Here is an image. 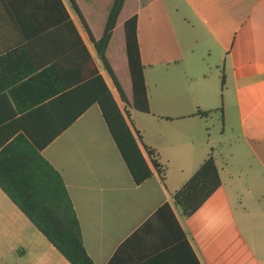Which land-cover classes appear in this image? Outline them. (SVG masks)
I'll return each mask as SVG.
<instances>
[{"label": "crops", "instance_id": "crops-1", "mask_svg": "<svg viewBox=\"0 0 264 264\" xmlns=\"http://www.w3.org/2000/svg\"><path fill=\"white\" fill-rule=\"evenodd\" d=\"M61 3L72 27L49 0H0V151L22 138L59 173L93 264H264V0H124L104 55L131 102L135 16L149 113L128 108L127 125L164 168L139 145L138 184L95 94L97 72L118 102L91 41L112 0ZM209 156L185 216L174 195ZM0 264H69L1 190Z\"/></svg>", "mask_w": 264, "mask_h": 264}, {"label": "trees", "instance_id": "trees-1", "mask_svg": "<svg viewBox=\"0 0 264 264\" xmlns=\"http://www.w3.org/2000/svg\"><path fill=\"white\" fill-rule=\"evenodd\" d=\"M65 1L69 8L79 16L74 0ZM123 2L124 0H112L101 38L98 40L91 38L121 106L97 72L95 94L111 137L133 181L138 184L150 175L141 157L139 145L145 150L152 166L161 178H163L164 168L158 165L155 158L156 152L142 143L139 132L135 130L131 132L127 125V121L132 125L128 108L141 113H149L143 65L140 62L136 39L135 16L127 19L123 24L125 54L131 84V102L127 100L104 55ZM48 5L56 11L57 23L60 24V19H62V24L72 27V22L61 0H49ZM54 19L53 15L51 22L54 23ZM222 83L221 81V85ZM199 114L207 115L208 112ZM209 171L216 173L211 156L175 193V202L181 205L185 216H189L200 205L202 200L199 199L200 191L198 190L201 187L197 188V185L204 183ZM0 190L69 264H93L84 250L79 223L61 176L40 156L38 149L22 138L9 143L0 151ZM165 212L171 216L168 207L163 206L153 217L162 216ZM135 264L151 263L149 259V261ZM190 264H198L193 255Z\"/></svg>", "mask_w": 264, "mask_h": 264}, {"label": "rangeland", "instance_id": "rangeland-1", "mask_svg": "<svg viewBox=\"0 0 264 264\" xmlns=\"http://www.w3.org/2000/svg\"><path fill=\"white\" fill-rule=\"evenodd\" d=\"M214 83H215V86H217V84H221V81H217V80H214Z\"/></svg>", "mask_w": 264, "mask_h": 264}]
</instances>
